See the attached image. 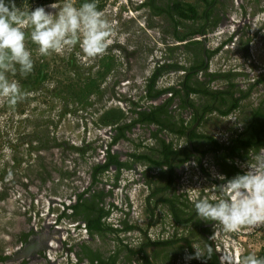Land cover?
<instances>
[{
	"label": "rangeland",
	"instance_id": "374dc122",
	"mask_svg": "<svg viewBox=\"0 0 264 264\" xmlns=\"http://www.w3.org/2000/svg\"><path fill=\"white\" fill-rule=\"evenodd\" d=\"M148 1L96 0L98 10L113 28L112 43L103 55L96 57L85 55L79 45L66 48L60 54L41 56L38 45L30 39L31 29H24L25 46L34 61L33 71L24 76L17 70L7 76L10 81L18 82L26 95L15 106H10L7 98L0 96V217L14 207L11 200L16 198L22 212L27 207L29 226H16L14 220L24 219V216L13 212L14 220L5 224L11 229L10 233L0 231V264L18 263L19 258L27 259L39 250H44L45 257L50 259L49 249L45 248L59 243L55 235L63 238L59 257L62 262L53 264H96L86 259L85 247H102L109 253L118 246L138 249L146 241H165L186 235L187 225L178 226L166 207L150 197L156 186L164 184V180L157 179L162 168L133 157L152 153L151 156L158 159L157 152L152 151L154 147L157 149V139L171 143L174 149H187L185 136L142 122L131 124L123 137L114 141L120 132L118 127L135 120L136 111H148L165 103H169L165 106L167 119H179L186 127L193 122L192 110L181 105L177 93L166 92L152 98L148 81L154 72L158 73L152 95L169 87L176 91L181 89L185 72L192 67L191 53L195 52V47L190 44L202 38L189 33L191 29H199L203 20L180 22L175 28L166 15H158L145 5ZM171 1L156 0L155 4L164 8ZM184 1L195 4L198 13L209 5L200 0ZM64 2L15 0L18 8L30 10L43 6L51 12H58ZM83 2L73 0L77 7ZM213 8L217 21L205 37L207 49L215 52L205 73L216 76H211L208 86L210 90L229 89L233 97L240 100L238 107L226 114L210 110L205 116L212 124L214 119L221 123L215 127L214 135L227 146L233 138L246 136L251 117L256 115V130L264 122V0H215ZM230 18L234 19L230 21ZM175 31L184 38L175 37ZM196 53L199 56L200 49L196 48ZM163 65H177L180 69L163 68ZM198 76L201 77L199 73ZM187 98L193 103L205 101L196 95ZM108 146L110 153L128 166L119 171L110 167L94 178V168L105 162ZM257 150H264V134L258 148H242L238 152L239 156L231 161L233 166L243 172L240 165ZM200 164L208 175L222 183L214 175L222 173L208 156L197 160L191 155L188 160L177 161L173 185L162 193L166 197L175 195L179 205L184 204L185 217L195 210V199H214L218 195L215 187L218 184L200 171ZM130 178L134 180L130 182ZM124 183L127 186L123 187ZM42 192L46 193L44 208L38 210L35 206ZM64 193L69 195L64 196ZM79 195L89 200L93 195L100 197L99 205L108 211L103 218L104 226L110 228L106 238L83 231L85 214L81 211L76 214L71 209ZM44 214L53 222L50 231L44 226L39 229L43 219L37 224ZM61 225L69 226L70 231H54ZM128 225L134 228L124 230ZM211 233L220 264H240L243 256L258 255L264 250V224L242 226L233 233H225L217 225L212 227ZM30 248L33 249L27 252ZM146 254L151 257V249ZM123 255L120 254V260ZM140 257L135 255L124 264H140ZM163 258L166 259L165 254ZM184 259L177 264H184Z\"/></svg>",
	"mask_w": 264,
	"mask_h": 264
},
{
	"label": "clouds",
	"instance_id": "9594fccd",
	"mask_svg": "<svg viewBox=\"0 0 264 264\" xmlns=\"http://www.w3.org/2000/svg\"><path fill=\"white\" fill-rule=\"evenodd\" d=\"M25 28L31 29L30 39L38 45L41 56L60 54L79 45L85 55L96 57L103 55L112 43L111 22L98 10L96 0H84L78 7L73 0H65L58 12L47 11L43 6L24 10L16 6L15 0H0V96L7 98L10 106H15L26 93L18 82L8 79L7 73L19 70L26 76L34 68L32 53L25 46ZM240 167L244 169L242 174L231 179L214 173L222 181L215 185L216 198L194 200L200 220L215 222L214 227L218 225L225 233L264 224V150L248 156ZM192 248L194 252L186 254V260L206 261L213 252L207 240ZM240 264H264V257L250 253L241 258Z\"/></svg>",
	"mask_w": 264,
	"mask_h": 264
},
{
	"label": "crops",
	"instance_id": "0c3cea01",
	"mask_svg": "<svg viewBox=\"0 0 264 264\" xmlns=\"http://www.w3.org/2000/svg\"><path fill=\"white\" fill-rule=\"evenodd\" d=\"M202 1L205 3H210V1H208V0H202ZM155 2H156V0H154L153 4L156 8L150 7V6L149 7L153 11H155V13L158 15L159 14L166 15L167 18L172 22V25L175 26V28L180 24V22L182 23V22L189 21V22L193 23L196 21V20H187V21L179 20L175 14L170 15L171 13L167 12V10L170 6V3H168L167 7L163 8V7L157 6L155 4ZM174 2H178V1H173V3ZM180 3L182 4V2H180ZM189 4H191L193 7H195V9L198 12L197 6L195 4H193V3H189ZM157 7L160 9H163L164 11H157ZM201 20H203V22H204V19H201ZM198 30L199 29H195L193 31L195 33H197ZM174 34H175L174 36L177 38H180V39L184 38V37L179 36L176 31L174 32ZM195 50H196V48L194 49V51ZM187 84L189 86L193 87L195 89V92H189L187 89H185L184 88L185 83H183V81H181V83H180L181 89L177 90V95L181 99V105L187 106L188 108H190L192 110L193 122L186 127V125H184L182 121L180 122L179 119L174 120V121L171 119V117H170V119H167L165 106H166V104H169V103H165L164 105L163 104L160 105V106H163V111H160V115H159L164 126L163 125H157L155 123H152V124L157 125L159 130L160 129H166V130H169L170 132L175 133V134H178L177 131L182 126H184L186 129V133L183 136H185L186 141H187V149L189 151H191L192 155L196 156L197 160H200L201 158L208 156L210 158V161L213 163V165H215L218 168L219 172H221L223 175H226V177L232 176L233 173L238 174L239 172H237L234 169V166H233L231 161H233L235 158H237L239 156L238 152L242 148L246 149V147L243 146V141H245L249 136H252L254 141L258 140V139H261V140L263 139L264 132L258 133V130L255 129L256 125L254 126L256 115H255V117L250 118V127L246 133V136L243 139H236V138L234 139L233 138L231 144L224 146L222 143H220L221 141L219 139H217V137L214 135L217 132L215 127H218L221 123L217 119H214L215 124L214 123L212 124L211 122L206 121L205 115L210 110H217L220 113L225 112V111L230 112L231 110H233L234 108L231 109V107H232L234 100L236 98L233 97L232 91H230L229 89H226V90H210L209 86H208L209 81L207 79L204 80L202 78V76L199 77L198 75L193 80L191 79L189 83L187 82ZM204 90L214 92L215 94L212 96H209L206 93H203ZM190 95H196L197 98L200 97L201 99H205V101L201 102V103H193L192 101H190L187 98ZM170 100L171 99L169 98L168 101L170 102ZM160 106H156V107H160ZM156 107H153L151 109H154ZM204 110H206L207 112H205V114H203L204 116H202V113ZM256 114H257V116L258 115L261 116L260 113H256ZM200 115L202 116L201 120L199 118ZM262 117L264 118V115H262ZM197 120H198L197 124L194 125V123ZM144 123H149V122H144ZM263 124H264V122L261 123L260 126L262 127ZM260 126H257L258 129ZM262 128L264 129V127H262ZM193 130L195 132V137H193L192 139H189L187 137L188 132H191ZM123 133H124V131H123ZM119 135H120V133H119ZM122 137H123V134H122ZM154 137L157 138L155 132H154ZM210 138H211V140H210ZM163 141L164 140L157 139V142H156L157 149L155 150V147H154L153 148L154 150H152L154 152L155 151L157 152V154H158L157 158L158 159H154L151 156V155H153L152 153H149L151 155H148V153L143 154V158H141V159H143V161H146L147 164L149 163L150 166L153 165V166L157 167L151 160H162L161 145H162ZM214 141H216V144H218L220 147L215 145ZM137 157H135V158H137ZM171 161H172V167H173V171H174V175H175L176 163H177V161L182 162L183 159L181 157H178V156H171ZM126 165L128 166V163H126ZM157 168H159V167H157ZM160 168H162V169H161L160 173L158 174L157 179L164 180V184L160 185V186H156L152 190V192L150 193V197H155L157 200V203L159 202V204L165 206L167 211L171 215L172 219L176 222V224L178 226L179 225L181 226L182 224H185L186 222H188L190 220V216L185 217L187 210H186V208L182 209L183 203H181L179 205V202H177L175 195L174 196L170 195L169 197L162 195V193L164 191L170 190V188L173 185V182H174L176 175L174 176L172 184L169 187H167V184L169 181L168 180L169 172L165 167H160ZM210 180L215 182V183L217 181L214 178L210 179ZM99 198L100 197L98 195L97 196L93 195L90 200L88 198H82L81 204L78 206V208L76 210H74V213L77 214L79 211L83 212L85 214L84 218H83L84 223H86V221H88L89 219H94L98 215L99 210L102 209V207L99 205V200H98ZM174 212H176V215L173 214ZM193 213L197 214L196 210H194ZM182 215H184V216H182ZM196 216H197V225H199L202 222V220H200L198 215H196ZM178 219H180V220H178ZM107 230H109V229H107L104 226L103 229L100 231H92V232L89 231V233L91 235H93V234L98 235L99 234L101 236V238H106V236H108ZM183 238L189 240L188 236H183L181 238L176 237L173 239L165 240V241H173L172 243H165V244L156 243L158 241H155V242L154 241H146V242H143L140 247H142L144 245L143 250H144L145 254L149 253V250L151 249V257L146 254V256H147V258L151 264H175V263L177 264L178 261L180 262L181 259L183 257H186V254H188L186 249H185V244L182 243ZM194 239L196 241L200 240V235L198 232H196L194 234ZM196 241H195V243H196ZM151 242H153L155 244H151ZM100 245H102V244H100ZM134 250H137V249H134ZM183 250H184V252H183ZM83 251H84V255H85L86 259L89 262L96 263V264H98V263L99 264H118V263L124 264V262L128 263L130 260L132 261V259L135 255L141 256V254L133 253L131 251V249L126 250V249L119 247V246L116 248L115 251H109V253L104 252L102 247L100 249H94V248L91 249L89 247H85V248H83ZM122 253L124 254L123 255L124 257L122 258V260H120V254H122ZM163 254L166 255V259L163 258ZM141 261H142V259H141ZM194 261H195V264H210L211 259H208L206 261L195 259ZM204 262H206V263H204ZM140 264H144V261H142Z\"/></svg>",
	"mask_w": 264,
	"mask_h": 264
},
{
	"label": "trees",
	"instance_id": "16d2710c",
	"mask_svg": "<svg viewBox=\"0 0 264 264\" xmlns=\"http://www.w3.org/2000/svg\"><path fill=\"white\" fill-rule=\"evenodd\" d=\"M154 0H149L147 3H145V5H149L150 7H154ZM157 11H164L163 9H160L157 7ZM167 12L171 13L170 15H177V17L179 18V20H196L198 17V12L195 9V7H193L191 4L186 3V4H181L180 2H174L173 4H171L167 10ZM176 22V21H175ZM194 33V32H193ZM215 51H211V54L214 53ZM174 68V69H178L179 67L177 65H163V68ZM207 67H205L206 69ZM159 71V70H158ZM158 77V73L154 72L153 75L150 77L149 81H148V92H149V96L154 98V97H158L163 93L166 92H170V93H177V91L172 88H166V89H161V90H157L155 91V93L152 95L151 92L152 90H154V84L156 81V78ZM184 88L187 89L189 92H195V89L191 86H189L187 84V80L185 81V85ZM203 93H206L209 96L214 95V92L211 91H206L204 90ZM243 96H241L242 98ZM240 98H236L234 100V103L231 107V109H235L238 107V102H239ZM160 111H163V106L160 107H156L154 109H151L149 111L147 110H139L136 111V115L137 118L135 120H133L132 122H130L129 124L123 125V126H119V133L117 137L114 138L117 139L118 137H122L123 131L128 130L129 126H131V124L133 123H144V122H149V123H155L157 125H163L161 119H160ZM205 112H207L206 110L203 111L202 116H204L203 114H205ZM228 111L222 112L223 114H226ZM202 116L200 115L199 118L201 120ZM264 129L262 127H260L258 129V133H262ZM178 135H185L186 133V129L184 126H182L178 131ZM187 137L189 139H192L193 137H195V132L194 130L191 132H188ZM211 140V138H210ZM262 140L258 139V140H253L252 136H249L245 141H243V146L247 148L250 147H256L258 148V146L261 144ZM215 145H217L218 147H220L218 144H216V141H214ZM248 150V149H247ZM106 160L103 164L100 165H96L94 168V177L95 174H98L102 171H105L107 169H109L110 167H115L118 171L125 168L127 165L125 162H122L118 159L117 155L110 153L109 150V146L107 148V152H106ZM161 154H162V160H151L157 167H165L168 172V184L167 187H169L174 179V171H173V167H172V161H171V156H178L181 157L183 160H188L189 156H191V151H189L188 149H174L171 143H166V142H162L161 145ZM205 154V153H204ZM133 157H137L136 155H133ZM138 158H143V155H139ZM244 158V157H243ZM234 169L238 171V169L236 167H234ZM201 171L205 174L208 175V173L206 172V170L202 167ZM240 174H242V172H239ZM226 178L231 179L229 176H227ZM82 195L78 196V200L77 202L71 207V209L76 210L78 208V206L81 204L82 201ZM175 211V210H174ZM108 213V211H104L103 208L101 210H99L98 215L94 218V219H89L88 221H86L85 226L87 228V231H100L103 229L104 227V222H103V218L105 217V215ZM174 215H176V212L173 213ZM180 220V219H178ZM182 222V221H181ZM184 222V221H183ZM134 226L133 225H128L126 227H124V230H130L133 229ZM108 229V228H107ZM110 229V228H109ZM112 230V229H111ZM173 241H158L156 243H161V244H165V243H172ZM148 244V243H147ZM146 244V245H147ZM151 244H155L153 242H151ZM144 246V245H143ZM140 247L137 250H132L131 251L133 253H137V254H141V259L142 261H144V264H151L143 250L144 247ZM258 257H264V250L261 251L258 255ZM206 260L211 259L210 264H220L219 260H218V256L217 254L214 252H212L211 257L210 258H205ZM195 259H192L191 264H195Z\"/></svg>",
	"mask_w": 264,
	"mask_h": 264
},
{
	"label": "flooded vegetation",
	"instance_id": "af4514ba",
	"mask_svg": "<svg viewBox=\"0 0 264 264\" xmlns=\"http://www.w3.org/2000/svg\"><path fill=\"white\" fill-rule=\"evenodd\" d=\"M173 1H178V2H182V4H186L189 3L187 1L184 0H173ZM173 1L170 2V5L173 3ZM202 1V0H200ZM211 2L208 3L209 5L202 11V13H198V19H196V21L204 19V22L202 23L201 27L199 28L198 32L195 33L192 29L190 31V35L194 36V35H199V36H203L206 39V35L209 34V31L211 29H213V24L217 21V15H214V8L213 6L215 5V0H210ZM177 16V15H176ZM178 18V17H177ZM179 19V18H178ZM182 21H187V20H182ZM194 32V33H193ZM207 41V40H206ZM208 43V42H207ZM190 46H193L195 48L200 49V55L198 56L195 52L191 53V57H192V67L191 69H189L187 72H185V75L183 77V83H185L184 81L187 80V82L189 83L190 80L192 79L193 76L198 75V73L202 76V78L205 80H209L211 78V76H216V75H210L209 73H205L204 67V62H205V56L203 53V48H204V44L201 41V38L197 39V40H193V42L190 44ZM208 47H206V56L207 59L209 61L211 54V51L207 49ZM198 51V50H197ZM208 65V64H207ZM180 69V67H179ZM223 76V75H222ZM220 77V75H219ZM217 184H219L218 181H216ZM197 214H194L193 212H191L189 214L190 216V220L188 222L185 223V225H187V230H186V235L189 237V240L183 238L182 239V243L185 244V249L187 251L188 254H191L194 252L192 245L194 242V234L196 232L199 233L200 235V240L196 241V244H203L205 242V240H207V243H209L212 248V237H211V229L214 226L215 222L212 221H202L199 225H197ZM188 216V217H189ZM211 237V239H209ZM214 250V248H213ZM215 252V251H214ZM216 253V252H215ZM186 259V257H185ZM192 260H186V264H191ZM206 263V262H204Z\"/></svg>",
	"mask_w": 264,
	"mask_h": 264
},
{
	"label": "bare ground",
	"instance_id": "6f19581e",
	"mask_svg": "<svg viewBox=\"0 0 264 264\" xmlns=\"http://www.w3.org/2000/svg\"><path fill=\"white\" fill-rule=\"evenodd\" d=\"M234 19V18H233ZM232 18H230V21H232L233 20ZM143 33V32H142ZM140 36H143V35H140ZM139 36V37H140ZM136 38V37H135ZM137 40V39H136ZM128 41V40H127ZM155 41V40H154ZM138 42H139V40H138ZM136 43H137V41H136ZM152 43V42H151ZM134 44V43H133ZM159 44V43H158ZM139 45V44H138ZM143 45V44H142ZM162 48V47H161ZM160 53V52H159ZM155 55V54H154ZM156 56V55H155ZM159 56V55H158ZM150 58V57H149ZM144 59V58H143ZM142 59V60H143ZM233 62H237L238 63V60L237 59H233L232 60ZM241 61V60H240ZM255 61V60H254ZM231 63V62H230ZM256 63V62H255ZM233 64V63H232ZM236 64V63H235ZM234 64V65H235ZM236 65H238V64H236ZM248 73H250L249 71H248ZM129 74V73H128ZM134 85V84H133ZM118 94V93H117ZM117 97V96H116ZM231 127V126H230ZM95 135H96V133H95ZM95 137V136H94ZM126 174V173H125ZM130 175V174H129ZM78 178L80 177L79 175L77 176ZM129 177V176H128ZM126 179V178H125ZM77 180V179H76ZM134 180V178H130V182H132ZM125 186H127V183H124V185H123V187H125ZM108 193V192H107ZM40 195V194H39ZM38 195V196H39ZM64 196H68L69 194L68 193H64L63 194ZM14 196V195H13ZM12 196V197H13ZM18 196V195H17ZM21 196V195H20ZM19 196V197H20ZM131 196V198H133L132 197V195H130ZM15 197V196H14ZM46 197V193H43L42 192V195L39 197V199H38V204L35 206V207H37V209L38 210H42V208H44L43 207V200H44V198ZM15 200H16V198L14 199H12L11 200V203L13 204V208L12 209H9L7 212H3V214H2V217H0V231H3V232H9L10 233V231H11V229L9 228V229H7L6 227H5V224H7L9 221H13L14 219L12 218V216H13V212L14 213H16V214H22L23 216H24V219H16V220H14L15 221V223H16V226H18V227H21V225H24V224H28V226H29V215L27 214V207H25V209L23 210V212L19 209V205H17L16 204V202H15ZM46 201V200H45ZM53 201V199H51V202ZM25 202V201H24ZM31 202V201H30ZM21 204V203H20ZM25 204V203H24ZM49 204H50V202H49ZM52 204V203H51ZM6 206V205H5ZM7 207V206H6ZM47 207V206H46ZM50 207V206H49ZM53 207V206H52ZM29 208H30V206H29ZM28 208V209H29ZM30 211V210H29ZM8 214V216L7 217H5L4 215H7ZM37 218V217H36ZM41 219H43V223L41 224V226L39 227V229L41 228V227H46L49 231L50 230H52L53 229V222L47 217V214H44L41 218H39L38 220H37V224H40V222H41ZM35 220V219H34ZM36 222V221H35ZM33 226V225H32ZM31 228V227H30ZM38 229V230H39ZM16 230V229H15ZM54 231H60L61 233H64V232H69L70 231V229H69V226H67V225H61V227L60 228H58V230H54ZM72 233V232H71ZM77 233V232H76ZM75 234V233H74ZM43 235V234H42ZM70 236V235H69ZM74 236V235H73ZM77 236V235H76ZM56 237H58V239H56ZM54 238L56 239V240H58V244L55 242V243H52V244H50V245H48V246H46V244H44V246H46L47 248H45V249H49V254H50V256H51V258L50 259H47L46 257H45V252H44V250H39L40 252L38 253V254H36V255H32V256H29V257H26L27 259H25V258H19L18 260V263H16V262H13V264H19V263H22L23 261H26V260H28L29 262H28V264L30 263V264H53V262L55 263V262H57V263H61L62 262V260L59 258L60 257V249H61V244H62V242H63V238L61 237V235H55L54 236ZM79 238V237H78ZM1 240V239H0ZM9 241V240H8ZM68 241V240H67ZM10 243H12V242H10ZM57 244V245H56ZM13 252V251H12ZM46 258V259H45ZM17 261V260H16Z\"/></svg>",
	"mask_w": 264,
	"mask_h": 264
},
{
	"label": "water",
	"instance_id": "95a60500",
	"mask_svg": "<svg viewBox=\"0 0 264 264\" xmlns=\"http://www.w3.org/2000/svg\"><path fill=\"white\" fill-rule=\"evenodd\" d=\"M202 38H201V41L203 42V44H204V48H203V53H204V56H205V62H204V67L203 68H205L206 66H207V64H208V59H207V56H206V47H207V41H206V39L203 37V36H201ZM197 122H198V120L194 123V125H196L197 124ZM199 169H200V171H201V164L199 165ZM202 172V171H201ZM203 173V172H202ZM206 177H208L209 179H213V177L212 176H210V175H207V174H205V173H203ZM27 248V247H26ZM33 248H30L27 252H29L30 250H32Z\"/></svg>",
	"mask_w": 264,
	"mask_h": 264
},
{
	"label": "built area",
	"instance_id": "2783aa9c",
	"mask_svg": "<svg viewBox=\"0 0 264 264\" xmlns=\"http://www.w3.org/2000/svg\"><path fill=\"white\" fill-rule=\"evenodd\" d=\"M83 231H84V232H87V228H86L85 224H84V226H83ZM184 262H185L184 264H186V259H184Z\"/></svg>",
	"mask_w": 264,
	"mask_h": 264
}]
</instances>
